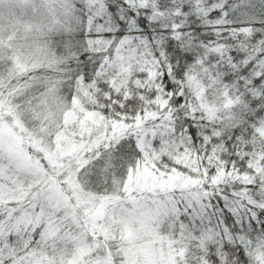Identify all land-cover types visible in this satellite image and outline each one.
Instances as JSON below:
<instances>
[{
	"label": "snow or ice",
	"instance_id": "obj_1",
	"mask_svg": "<svg viewBox=\"0 0 264 264\" xmlns=\"http://www.w3.org/2000/svg\"><path fill=\"white\" fill-rule=\"evenodd\" d=\"M0 264H264V0H0Z\"/></svg>",
	"mask_w": 264,
	"mask_h": 264
}]
</instances>
